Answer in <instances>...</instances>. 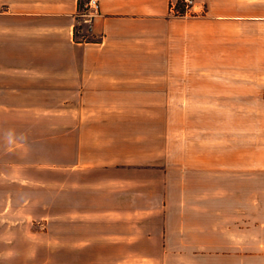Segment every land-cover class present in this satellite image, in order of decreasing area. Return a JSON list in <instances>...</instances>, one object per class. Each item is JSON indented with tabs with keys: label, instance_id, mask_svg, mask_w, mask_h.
<instances>
[{
	"label": "crops",
	"instance_id": "0c3cea01",
	"mask_svg": "<svg viewBox=\"0 0 264 264\" xmlns=\"http://www.w3.org/2000/svg\"><path fill=\"white\" fill-rule=\"evenodd\" d=\"M85 1L0 0V49L17 52L29 42L23 49L32 55L0 58L16 100L0 116V264L54 254L49 246L39 251L50 233L38 224L52 223L56 168L69 172L66 191L86 170L161 172V218L149 222L158 229L143 233L148 251L127 258L264 264V104L248 94L264 86L199 73V36L212 34L200 25L214 0H201L202 19L173 15L170 0H98L91 22L78 15ZM234 1L239 11L264 4ZM91 183L75 189L101 184ZM68 215L75 226L119 223Z\"/></svg>",
	"mask_w": 264,
	"mask_h": 264
},
{
	"label": "rangeland",
	"instance_id": "374dc122",
	"mask_svg": "<svg viewBox=\"0 0 264 264\" xmlns=\"http://www.w3.org/2000/svg\"><path fill=\"white\" fill-rule=\"evenodd\" d=\"M201 3V0H197L200 10L188 14L185 18L201 17L202 19L206 16L208 10L203 4L200 6ZM211 4L212 11L207 13V21L200 25L202 28L200 30L205 32L211 28L212 34L199 36L197 45L200 50L199 58L200 62L204 63L199 67V73L227 75L231 78L241 76L243 80L257 81L258 83L255 84L264 86V19L236 17L237 14L244 13L264 15V4L253 6L243 3L244 8L240 11L239 3L234 0H214ZM210 14L214 17H210ZM218 14L228 17H216ZM23 46L29 48L31 44L27 42L20 45L17 52L0 49V58H31L30 50L23 49ZM203 46L208 47L207 53L201 51ZM212 46L213 50H210ZM203 57L207 60L203 61L202 59H205ZM7 79L0 77V116H3L2 110L13 109L16 103L14 96L9 92L13 84L7 82ZM255 84L251 83L248 86ZM231 85L233 91L239 82H232ZM252 92H254L253 98L260 97L263 105L264 87L257 91L248 89V94ZM71 120L73 121V118ZM68 173L62 169H55V188L53 194L50 192L51 196H49V219H52V223L46 227L41 223L38 224L39 231L45 229L50 233L48 239L40 240L39 251L45 252L49 246L54 254L49 258L40 255L37 264H157L158 260L127 258L126 255L133 251L150 249L146 239L143 242L141 238L145 231L158 229L149 222H157L161 218L160 195H158L162 187L161 172L153 169L86 170L80 174L74 173L73 179L67 182V187H71V190L66 191ZM95 179L101 182L97 184L96 191L85 187L80 191L75 189L82 183L89 187L91 181ZM114 208L117 209L112 211L111 209ZM69 212L72 213L71 217L83 220L95 216L100 220L116 219L120 224L70 225L66 223L70 217ZM39 219L42 220V216ZM127 219L135 223L126 226ZM143 222H147V225ZM130 231L134 233L132 237V240L136 241L134 244L126 241L127 232ZM227 264H235V261L227 260Z\"/></svg>",
	"mask_w": 264,
	"mask_h": 264
},
{
	"label": "built area",
	"instance_id": "2783aa9c",
	"mask_svg": "<svg viewBox=\"0 0 264 264\" xmlns=\"http://www.w3.org/2000/svg\"><path fill=\"white\" fill-rule=\"evenodd\" d=\"M179 4L181 6H179ZM98 0H86L78 9V15L85 21L91 22L98 13ZM197 0H170L169 11L175 16H185L199 11Z\"/></svg>",
	"mask_w": 264,
	"mask_h": 264
},
{
	"label": "trees",
	"instance_id": "16d2710c",
	"mask_svg": "<svg viewBox=\"0 0 264 264\" xmlns=\"http://www.w3.org/2000/svg\"><path fill=\"white\" fill-rule=\"evenodd\" d=\"M179 6H181V5L179 4Z\"/></svg>",
	"mask_w": 264,
	"mask_h": 264
}]
</instances>
